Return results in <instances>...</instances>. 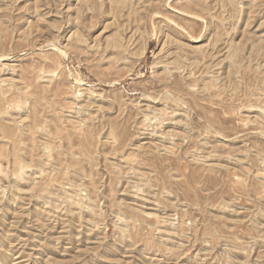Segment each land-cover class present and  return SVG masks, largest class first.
Segmentation results:
<instances>
[{
  "label": "rangeland",
  "instance_id": "1",
  "mask_svg": "<svg viewBox=\"0 0 264 264\" xmlns=\"http://www.w3.org/2000/svg\"><path fill=\"white\" fill-rule=\"evenodd\" d=\"M0 264H264V0H0Z\"/></svg>",
  "mask_w": 264,
  "mask_h": 264
}]
</instances>
